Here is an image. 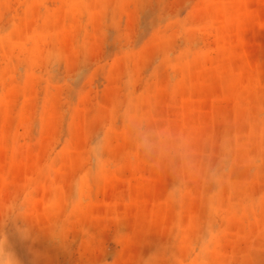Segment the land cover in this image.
<instances>
[{"label":"rangeland","instance_id":"1","mask_svg":"<svg viewBox=\"0 0 264 264\" xmlns=\"http://www.w3.org/2000/svg\"><path fill=\"white\" fill-rule=\"evenodd\" d=\"M140 127L166 149L145 154ZM212 231L207 264H264V0H0V235L19 264H194Z\"/></svg>","mask_w":264,"mask_h":264},{"label":"clouds","instance_id":"2","mask_svg":"<svg viewBox=\"0 0 264 264\" xmlns=\"http://www.w3.org/2000/svg\"><path fill=\"white\" fill-rule=\"evenodd\" d=\"M138 144L139 147L145 154L151 155L157 150L163 151L166 149V145L163 142V134L157 133L156 131L147 127H140L138 129ZM105 133L101 131L95 136L89 145L90 151L89 157V169L92 175H97L102 172L105 163V151H104V140ZM232 159L230 156H225L222 160L218 161L216 165H213L207 169V179L217 189L222 185L223 178L230 171L232 167ZM187 166L190 169L195 168V162L188 160L186 161ZM179 191V187L176 186L172 189V192ZM220 232L212 231L211 233H205V237L202 240L200 246L196 248V252L193 253L194 264H207V256L211 250V244L214 243L219 236ZM0 264H19L17 257L11 250L6 236L0 235ZM143 264H157V257L152 254L148 258L143 260Z\"/></svg>","mask_w":264,"mask_h":264}]
</instances>
